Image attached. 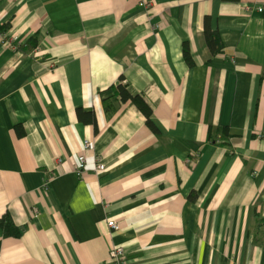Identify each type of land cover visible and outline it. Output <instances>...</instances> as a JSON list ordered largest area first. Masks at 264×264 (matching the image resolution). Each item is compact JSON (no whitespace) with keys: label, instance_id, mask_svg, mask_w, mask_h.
Returning <instances> with one entry per match:
<instances>
[{"label":"crops","instance_id":"0c3cea01","mask_svg":"<svg viewBox=\"0 0 264 264\" xmlns=\"http://www.w3.org/2000/svg\"><path fill=\"white\" fill-rule=\"evenodd\" d=\"M260 7L0 0V264H264Z\"/></svg>","mask_w":264,"mask_h":264},{"label":"trees","instance_id":"16d2710c","mask_svg":"<svg viewBox=\"0 0 264 264\" xmlns=\"http://www.w3.org/2000/svg\"><path fill=\"white\" fill-rule=\"evenodd\" d=\"M205 39L209 49L214 55H217L222 52L223 44L221 42L220 35L218 34V32H213L210 29V21L208 20V18L206 19V23H205ZM183 54L185 61L190 66H193L194 62L192 60L191 52L188 44H185L183 48ZM117 93L124 102L127 101L133 102L140 109V111L146 116L148 126H150L152 129L156 131V128L154 127L151 121L152 109L149 107V105L143 100V98L140 95L132 94V92L125 85L122 84L118 85ZM218 133L225 138L228 135L226 129H219ZM4 228L13 230V226L12 224H10L9 221H7V224H4ZM14 235L19 237L21 233L15 232Z\"/></svg>","mask_w":264,"mask_h":264},{"label":"built area","instance_id":"2783aa9c","mask_svg":"<svg viewBox=\"0 0 264 264\" xmlns=\"http://www.w3.org/2000/svg\"><path fill=\"white\" fill-rule=\"evenodd\" d=\"M263 10H264L263 7L258 8L259 12H263ZM84 148L86 151L90 150L92 148V143L86 141L84 144ZM85 162H86V156L81 155L78 159V164H76V168H75L76 172L79 175H82V168H83L82 166L84 165ZM104 172H107V168L105 167L103 162L98 161V164L96 166V173L100 175L103 174ZM48 183L49 181H47L45 185L47 186ZM108 227L113 231H117L119 229L118 224L113 219L108 221ZM109 258L111 264H130L127 259L126 251L122 247L113 248L110 252Z\"/></svg>","mask_w":264,"mask_h":264}]
</instances>
